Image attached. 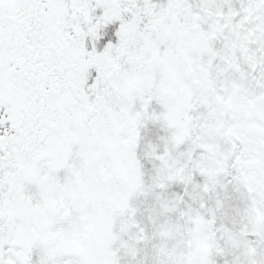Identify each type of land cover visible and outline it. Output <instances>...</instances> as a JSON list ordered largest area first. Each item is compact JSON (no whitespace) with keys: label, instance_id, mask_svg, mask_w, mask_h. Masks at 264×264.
Here are the masks:
<instances>
[{"label":"snow or ice","instance_id":"6c2138e0","mask_svg":"<svg viewBox=\"0 0 264 264\" xmlns=\"http://www.w3.org/2000/svg\"><path fill=\"white\" fill-rule=\"evenodd\" d=\"M0 264H264V0H0Z\"/></svg>","mask_w":264,"mask_h":264}]
</instances>
